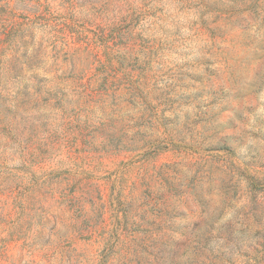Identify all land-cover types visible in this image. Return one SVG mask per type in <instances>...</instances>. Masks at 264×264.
I'll use <instances>...</instances> for the list:
<instances>
[{"label": "rangeland", "instance_id": "rangeland-1", "mask_svg": "<svg viewBox=\"0 0 264 264\" xmlns=\"http://www.w3.org/2000/svg\"><path fill=\"white\" fill-rule=\"evenodd\" d=\"M0 264H264V0H0Z\"/></svg>", "mask_w": 264, "mask_h": 264}]
</instances>
